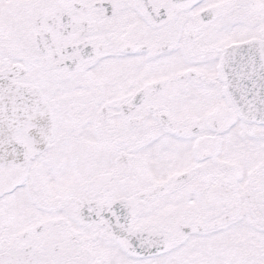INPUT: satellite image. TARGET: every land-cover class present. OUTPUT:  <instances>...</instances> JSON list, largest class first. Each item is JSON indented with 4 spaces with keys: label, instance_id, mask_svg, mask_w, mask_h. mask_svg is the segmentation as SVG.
Segmentation results:
<instances>
[{
    "label": "snow or ice",
    "instance_id": "1",
    "mask_svg": "<svg viewBox=\"0 0 264 264\" xmlns=\"http://www.w3.org/2000/svg\"><path fill=\"white\" fill-rule=\"evenodd\" d=\"M0 264H264V0H0Z\"/></svg>",
    "mask_w": 264,
    "mask_h": 264
}]
</instances>
